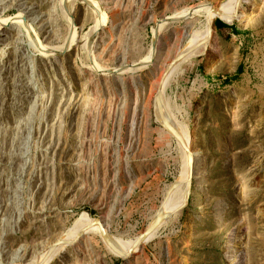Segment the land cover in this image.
Returning <instances> with one entry per match:
<instances>
[{"label":"rangeland","instance_id":"374dc122","mask_svg":"<svg viewBox=\"0 0 264 264\" xmlns=\"http://www.w3.org/2000/svg\"><path fill=\"white\" fill-rule=\"evenodd\" d=\"M232 2L0 0V264H264V0L194 43Z\"/></svg>","mask_w":264,"mask_h":264},{"label":"bare ground","instance_id":"6f19581e","mask_svg":"<svg viewBox=\"0 0 264 264\" xmlns=\"http://www.w3.org/2000/svg\"><path fill=\"white\" fill-rule=\"evenodd\" d=\"M246 0H233V2H232V7L231 8H228V9H224V8H221V9H218V8H215V7H209L207 10H206V30L202 33V35H201V32H200V38H199V40L198 41H195V40H193V41H195L194 43H196V42H198V43H201L202 41H206L207 39H209V37H210V34H211V29H210V26H211V22H212V19L214 18V17H220L221 19H223L224 20V22L225 21H231V20H233V19H235V18H237L238 17V15H239V9L240 8H242V6H243V2H245ZM227 23H231V22H227ZM103 25V24H102ZM193 39H194V37H193ZM192 42V41H191ZM192 44H193V42H192ZM155 49H156V47H155ZM155 49L153 48V50L155 51ZM155 55V54H154ZM169 75V74H168ZM87 82V81H86ZM83 84H86L85 82L84 83H82L81 85H83ZM158 104H160V98H159V100H158ZM160 110V109H159ZM163 110V109H162ZM164 111H165V109H164ZM167 119V118H166ZM167 121H168V119H167ZM169 122V121H168ZM170 124V123H169ZM171 125V124H170ZM172 127V126H171ZM173 128V127H172ZM179 128V127H178ZM180 130V129H179ZM180 132V131H179ZM178 134V133H177ZM179 135V134H178ZM180 135H182L181 137L183 138L184 137V135L183 134H180ZM183 140H185L186 141V134H185V139L183 138ZM185 144H187V142L185 143ZM187 146V145H186ZM186 152V151H185ZM193 156H196V159H197V161H196V163H195V170H194V172H195V174H197L198 172H199V166H200V163H199V160H198V154H199V151H193L192 153H191ZM186 156H187V164L186 165H189V155H187L186 154ZM186 168V167H185ZM185 172V171H184ZM186 172H187V170H186ZM187 174L188 175H186V177L188 176V179H189V173L187 172ZM183 179V178H182ZM180 181V180H179ZM194 181V180H193ZM187 182V181H186ZM179 183V182H178ZM175 185H177V184H175ZM199 185V180H198V178H195V182H191V186H198ZM174 188V187H173ZM180 190V189H179ZM180 191H182V190H180ZM186 191V190H185ZM179 194L180 193H178V195L176 196V193H175V195H174V193L172 194L173 195V197H174V199L175 198H177V197H179ZM185 194V193H184ZM176 196V197H175ZM173 197L171 198L172 200H173ZM180 197H181V195H180ZM179 199H182V198H179ZM168 201V200H167ZM172 202V201H171ZM173 202H174V204L176 203L175 202V200H173ZM179 203V202H178ZM166 205V204H165ZM172 205H173V203H172ZM171 205V206H172ZM163 206H164V203H163ZM167 206H168V208L169 207H171L169 204H167ZM174 206V205H173ZM172 208V207H171ZM169 209V211L168 212H170V210L172 211V209H174V207L172 208V209ZM175 208H176V206H175ZM165 209V208H164ZM164 209H163V211H164ZM162 210V209H161ZM168 210V209H167ZM160 211V210H159ZM166 212V211H165ZM173 212V211H172ZM157 213H159V212H157ZM167 213V212H166ZM165 213V214H166ZM169 214V213H168ZM157 216H158V214H156ZM155 215V216H156ZM90 224V223H89ZM96 225V224H95ZM87 226V225H86ZM90 226V225H89ZM80 228H84V227H80ZM79 228V229H80ZM78 229V230H79ZM88 229H90V228H88ZM92 229H93V227H92ZM91 230V229H90ZM92 231V230H91ZM100 231V230H99ZM76 232H78V231H76ZM75 232V233H76ZM84 232H85V230H84ZM83 233V232H82ZM94 233H95V231H94ZM99 233V232H98ZM101 234V233H100ZM78 235H80V232L77 234V236ZM154 235V234H153ZM73 236H76V234L75 235H73ZM149 236H151V234H149L147 237H146V239H148V237ZM81 237V236H80ZM141 237V236H140ZM139 237V238H140ZM107 238V237H106ZM105 238V239H106ZM72 239H73V237H72ZM141 239H143V237H141ZM70 240H71V237H70ZM74 240V239H73ZM66 241V240H65ZM65 241H63V242H65ZM71 242V241H70ZM77 242V241H76ZM140 242V240L139 241H137V242H133V243H131L132 244V246H131V244H130V246L131 247H129L128 248V246H127V249L125 250V247L123 246V248H121L122 250L124 249V251L122 252V256L123 257H128V255L129 254H131L134 250H136V248H137V244ZM67 243V242H66ZM73 243H75V240H74V242ZM72 245V244H71ZM118 245V244H117ZM112 246V245H111ZM60 247H62V245H60V246H58V248L60 249ZM57 248V249H58ZM114 248V247H113ZM138 248H140V247H138ZM121 250V251H122ZM58 251V250H57ZM56 251V252H57ZM119 251V250H118ZM52 252V251H51ZM50 253V252H49ZM47 254V253H46ZM55 255V252H54V250H53V253H51L50 255H48V257H50L51 255ZM45 255V254H44ZM47 259V257H46V255L44 256V259ZM45 259V261H47ZM50 259V258H49ZM43 260V259H42ZM42 264H43V262H42Z\"/></svg>","mask_w":264,"mask_h":264},{"label":"water","instance_id":"95a60500","mask_svg":"<svg viewBox=\"0 0 264 264\" xmlns=\"http://www.w3.org/2000/svg\"><path fill=\"white\" fill-rule=\"evenodd\" d=\"M223 23L225 24H230V23H227V22H224L222 21ZM203 44V43H202ZM201 44V45H202ZM179 60H181V57H175L171 63L167 66V67H171L173 66L175 63H177ZM168 69L165 70V72L167 71ZM157 99H159V96H157ZM158 101V100H157ZM161 117H162V114H161ZM162 121H163V126L164 128L169 131V133L180 143L181 147L187 152V154L189 155V167H188V173H189V181H191L192 183L195 182L193 181L195 179V163L197 161L196 159V156H193L188 148L185 146V143L183 141V139L177 134V132L171 127V125L169 124V122L164 118L162 117ZM188 197L189 195L186 197L185 199V204L183 207H185L187 205V202H188ZM181 207V208H183ZM180 208V209H181ZM179 210V209H178ZM172 213L170 214H161V215H158V216H155V218L151 221V223L146 227V229L140 234L141 237H145L147 236V234L151 233L155 228H157V226H159V224H161L165 219H167L169 217V215H171ZM101 235L103 236H106L105 233H104V229L102 228L101 229ZM131 254H129L128 256H130Z\"/></svg>","mask_w":264,"mask_h":264},{"label":"trees","instance_id":"16d2710c","mask_svg":"<svg viewBox=\"0 0 264 264\" xmlns=\"http://www.w3.org/2000/svg\"><path fill=\"white\" fill-rule=\"evenodd\" d=\"M215 26L216 27H229L227 24H225V23H223V22H221L219 20L215 21ZM230 28L232 29L233 32H236V30L234 29L233 26H231Z\"/></svg>","mask_w":264,"mask_h":264}]
</instances>
